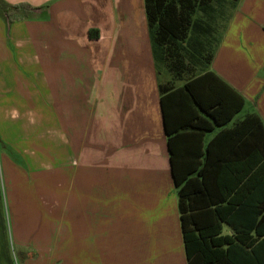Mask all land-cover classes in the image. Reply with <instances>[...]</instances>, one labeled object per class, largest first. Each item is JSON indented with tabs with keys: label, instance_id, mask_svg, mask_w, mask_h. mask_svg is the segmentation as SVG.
Instances as JSON below:
<instances>
[{
	"label": "crops",
	"instance_id": "obj_1",
	"mask_svg": "<svg viewBox=\"0 0 264 264\" xmlns=\"http://www.w3.org/2000/svg\"><path fill=\"white\" fill-rule=\"evenodd\" d=\"M21 3L41 9L11 26L19 61L40 67L45 57L48 76L37 71L36 77L47 89L63 85V93L55 90L65 118L72 116L65 104L71 100L79 101L75 113L83 118L76 129L69 121L63 129L61 193L52 189L57 205L37 190L32 208L33 193L19 179L10 178L8 189L0 183V264H188L160 84L179 88L193 72L174 76L156 62L144 0H0ZM30 28L41 31L36 43ZM91 29L97 37L89 36ZM215 44L212 62L195 75L213 71L244 97L227 127L250 113L264 124V0L237 1ZM72 84L83 86L75 97ZM193 137L175 144L179 170L196 161L192 153L201 144ZM39 202L52 211L40 212ZM128 241L143 253L118 251Z\"/></svg>",
	"mask_w": 264,
	"mask_h": 264
},
{
	"label": "trees",
	"instance_id": "obj_2",
	"mask_svg": "<svg viewBox=\"0 0 264 264\" xmlns=\"http://www.w3.org/2000/svg\"><path fill=\"white\" fill-rule=\"evenodd\" d=\"M144 2L156 62L174 76L193 72L179 88L160 84L187 263L264 264V124L250 113L227 127L243 109L244 97L213 71L195 75L214 57L216 44L206 47L202 36L213 33L207 18L216 12L217 0ZM0 8L10 22L31 18L41 9L28 3ZM96 34V29L89 31L91 38ZM187 102L197 111H190ZM193 136L201 144L192 153L196 161L179 170L175 144ZM225 225L230 234H224Z\"/></svg>",
	"mask_w": 264,
	"mask_h": 264
},
{
	"label": "rangeland",
	"instance_id": "obj_3",
	"mask_svg": "<svg viewBox=\"0 0 264 264\" xmlns=\"http://www.w3.org/2000/svg\"><path fill=\"white\" fill-rule=\"evenodd\" d=\"M213 6L217 10L214 15L207 18L213 27V33L202 36L206 47L216 43L231 11L233 1L217 0ZM200 16L204 15L200 14ZM2 24H4V31ZM13 24L14 22H10L6 18L3 8H0V183L4 189H8L10 178L19 179L20 183H18L21 185V189L33 193L32 208H35L36 201L38 202L37 199L43 190H46V194H49L50 197L47 199L40 196L39 198L45 199L49 204L53 201L57 205V198L52 189H60L56 193H61V186L59 188L58 185H62L64 172L61 150L65 135L63 129L68 125V121L73 128L79 127L83 117H79L75 111L80 104L79 101L74 100L65 102L66 105H69L72 116L69 120L63 116L64 100L59 99L56 93L57 91L63 93V85H51L47 89L42 80L38 76L36 77L37 71L44 72V76H48L46 62L43 65L45 57L41 58L40 67L24 65L19 61L20 54L10 42ZM30 30H33L31 37L36 43L41 31L37 28H30ZM182 44L185 45L184 42ZM31 51L34 52L35 49L32 48ZM39 55L42 56V54ZM185 62L188 63V60L185 59ZM82 85L72 84L71 90L74 97L75 93L83 91ZM49 92L50 96L54 95L55 97L53 105L52 97L49 98ZM87 99L91 100L89 97ZM52 112L56 117L51 116ZM64 119H66L65 125ZM68 170L66 171L68 172ZM37 190L39 191L38 197L34 194ZM25 197L29 198L27 193H25ZM58 199L61 200L60 197ZM38 205L40 212L52 211V208L47 204H45V208L41 202ZM21 216H24V221L27 220L26 215L22 213ZM117 248L118 251L124 252L125 256H139L143 253L142 246L131 244L130 241L126 244H118Z\"/></svg>",
	"mask_w": 264,
	"mask_h": 264
}]
</instances>
